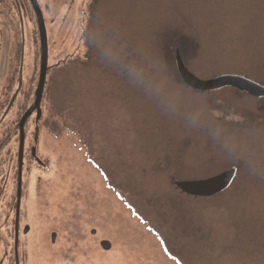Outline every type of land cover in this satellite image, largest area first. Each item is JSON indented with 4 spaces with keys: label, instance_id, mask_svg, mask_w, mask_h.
<instances>
[{
    "label": "trees",
    "instance_id": "16d2710c",
    "mask_svg": "<svg viewBox=\"0 0 264 264\" xmlns=\"http://www.w3.org/2000/svg\"><path fill=\"white\" fill-rule=\"evenodd\" d=\"M215 2L227 6L219 12L228 21L224 27L197 31L179 24L145 34L118 27L104 8L106 0H93L84 32L88 53L47 66L40 110L53 72L60 116L81 127L98 126L100 173L138 218L158 236H196L208 251L214 217L230 235L232 228L242 234L230 249L217 235L215 264H262L264 99L231 88L193 90L175 67L176 53L190 72L188 57L206 53L239 72L231 74L264 86V0ZM103 156L112 162L104 164ZM231 167L237 168L233 184L216 196H189L175 185ZM203 252L184 257L190 263L174 257L204 264Z\"/></svg>",
    "mask_w": 264,
    "mask_h": 264
},
{
    "label": "rangeland",
    "instance_id": "374dc122",
    "mask_svg": "<svg viewBox=\"0 0 264 264\" xmlns=\"http://www.w3.org/2000/svg\"><path fill=\"white\" fill-rule=\"evenodd\" d=\"M215 1L106 0L104 8L116 18L114 24L130 32L147 34L153 29L179 24L191 25L197 31H210L228 22L219 14L227 6ZM92 2L37 0L46 31L47 66L71 58L83 59L88 53L84 32ZM206 55L188 57L191 59L188 67L196 77L209 79L219 74L239 73ZM39 62V32L29 0H0V91L12 76H18L26 112L33 106ZM54 77L52 72L41 105L42 119L35 145L40 163L25 159L23 264H184L174 257L176 254L190 263L191 260L184 257L198 256L204 251L196 236L182 237V240L169 234L158 236L120 200L117 191L107 185L97 166L101 143L94 132L98 126L81 127L72 118L60 116L54 98ZM10 97L12 104L16 93ZM33 120L34 114L27 119V146L32 145ZM70 128L79 130L80 135ZM126 131L122 129L121 136L129 141ZM104 141L113 143L105 138ZM101 158L104 164L112 162L105 156ZM121 179L122 176L117 175L116 181ZM212 225L210 242L206 243L210 250L203 252L204 264H215L214 239L218 236L229 249L233 238L237 241L242 236L239 228H232L236 231L230 235L225 227L214 222V217ZM234 225L235 222L232 227ZM101 241L109 242L110 249L103 250ZM191 259V264L199 261Z\"/></svg>",
    "mask_w": 264,
    "mask_h": 264
},
{
    "label": "flooded vegetation",
    "instance_id": "af4514ba",
    "mask_svg": "<svg viewBox=\"0 0 264 264\" xmlns=\"http://www.w3.org/2000/svg\"><path fill=\"white\" fill-rule=\"evenodd\" d=\"M15 69V68H14ZM16 80V88L13 84ZM14 92L16 99L10 100ZM10 97V98H9ZM32 107L27 111H31ZM25 103L23 87L19 84L18 76L11 77V81L0 91V264H23L25 255L24 242V192L25 159L39 165L35 134L39 132V120L33 111L32 117V145L27 146L26 124L27 119L20 126L24 116ZM26 232L29 230L25 228ZM22 249V250H21Z\"/></svg>",
    "mask_w": 264,
    "mask_h": 264
},
{
    "label": "water",
    "instance_id": "95a60500",
    "mask_svg": "<svg viewBox=\"0 0 264 264\" xmlns=\"http://www.w3.org/2000/svg\"><path fill=\"white\" fill-rule=\"evenodd\" d=\"M29 3L33 9L38 26L40 39V62L38 82L34 94L35 96L32 110L25 112L24 116L21 118V127L33 111L36 112V119L40 117V103L47 73V40L42 13L38 6L37 0H29ZM175 67L181 81L187 87L193 90L204 92L219 91L222 89L231 88L244 92L253 98L264 99V86L240 74H219L209 79H200L193 75L185 67L178 53L175 55ZM37 136L38 135L36 131L35 140L37 139ZM236 175L237 168L231 167L205 179L180 181L176 182L175 185L182 193L186 195L199 198H208L226 191L233 184ZM54 237L55 235L53 234V241ZM100 247L103 250H109L110 243L107 241H101Z\"/></svg>",
    "mask_w": 264,
    "mask_h": 264
}]
</instances>
